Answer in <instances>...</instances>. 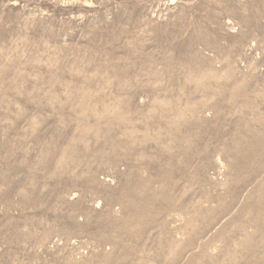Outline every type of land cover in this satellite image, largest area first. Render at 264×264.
I'll return each mask as SVG.
<instances>
[{"label":"rangeland","instance_id":"374dc122","mask_svg":"<svg viewBox=\"0 0 264 264\" xmlns=\"http://www.w3.org/2000/svg\"><path fill=\"white\" fill-rule=\"evenodd\" d=\"M0 264H264V0H0Z\"/></svg>","mask_w":264,"mask_h":264}]
</instances>
